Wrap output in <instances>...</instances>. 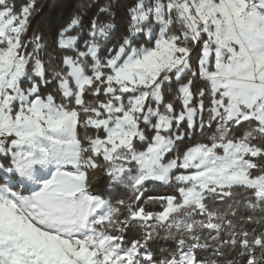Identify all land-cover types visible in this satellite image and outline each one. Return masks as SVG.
Wrapping results in <instances>:
<instances>
[{
    "label": "snow or ice",
    "instance_id": "obj_1",
    "mask_svg": "<svg viewBox=\"0 0 264 264\" xmlns=\"http://www.w3.org/2000/svg\"><path fill=\"white\" fill-rule=\"evenodd\" d=\"M118 7L0 0V264H264V0Z\"/></svg>",
    "mask_w": 264,
    "mask_h": 264
},
{
    "label": "trees",
    "instance_id": "obj_2",
    "mask_svg": "<svg viewBox=\"0 0 264 264\" xmlns=\"http://www.w3.org/2000/svg\"><path fill=\"white\" fill-rule=\"evenodd\" d=\"M84 0H38L40 11L32 20V29L42 31L49 40V50H51V37L54 36L56 30L65 24L71 16L78 10ZM106 0H95L97 4H103ZM132 0H118L119 7L116 9L117 31L113 37V43L119 39L120 31L126 22L125 10ZM97 9L93 7L89 10L85 24L91 19ZM107 186V178L99 173L94 184V190L104 191ZM167 188L165 186H157L154 190L149 189L145 195H161L165 194Z\"/></svg>",
    "mask_w": 264,
    "mask_h": 264
}]
</instances>
